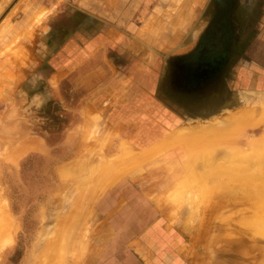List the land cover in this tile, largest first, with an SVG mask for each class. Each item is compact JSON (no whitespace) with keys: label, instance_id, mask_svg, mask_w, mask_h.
<instances>
[{"label":"rangeland","instance_id":"1","mask_svg":"<svg viewBox=\"0 0 264 264\" xmlns=\"http://www.w3.org/2000/svg\"><path fill=\"white\" fill-rule=\"evenodd\" d=\"M49 1L55 4L49 8H40L43 11L37 9L39 4H32L33 0L24 1L23 7L19 11V7L16 9L20 14L12 18L9 13L17 1H11L10 7L0 17V22L7 17L9 21L6 20L3 27L10 31L9 34L13 29H28L26 38L24 35L21 37L22 40L24 38L22 42H25L29 41L31 36L40 40L43 34H39L37 29L45 25V21H50L55 14H62V17L69 13L70 9L81 15L70 2ZM41 2L47 3L43 0ZM75 5L91 15L95 14L101 20L96 22V19H91L86 25L88 30L84 36H81L80 40H76V37L71 48L68 47L61 53L62 57L74 58L75 64L70 76L55 80L53 85V81L49 80L34 81L33 75L28 72L24 77L19 74L7 76L5 72L1 73L3 67L0 65V201L3 199L0 203L6 201L7 204L2 203L7 211L5 213L10 219H14V222L11 220L12 224L9 223L8 217H5L8 221L3 219L4 227L7 225L5 222H8L12 232L10 228L11 233L9 232L8 226L5 227L8 232L0 229V239L8 242L13 238V241H2L7 243L3 248L0 240V264H55L58 258L57 264H115L111 263L112 255L123 249H130L131 246L139 248L142 251L140 253L151 264H210L213 258L216 259V252L220 250L218 247L224 236L228 244L233 241L236 245L228 247L226 252L232 255L238 252H257V261L254 258L252 264H264V239L254 235L262 228L260 222L264 224V186L261 183L264 173L260 172L264 170V161L261 159L264 157V92L260 91L258 85L251 86L250 89H245L246 91L240 88L231 89L227 80L232 61L236 59L238 51L237 40L245 18L240 13H243L245 0H80L76 1ZM248 10L251 17L261 16L264 0H249ZM45 12L46 15L42 17L41 14ZM177 17L178 19H175ZM33 18H39L37 23L32 21ZM13 21L21 23L22 27L13 26ZM98 24L101 26L98 27ZM182 43L186 45L183 46ZM202 50H205L204 53ZM50 51L54 53L56 49H48L47 53ZM28 52L32 53L24 45L14 51L8 49L2 59H8L10 56H24L28 59L31 55L27 54ZM213 61L215 63L212 67V77L199 84L194 82L198 74L205 75L210 72V63ZM198 65H201L200 68ZM6 66V70H9L10 65ZM25 68L34 72L33 66L26 65ZM86 68H89L87 75L78 74ZM242 94L245 95L241 96ZM244 109L248 114L253 110L256 115L255 112L250 113L249 118ZM233 114H240L239 119L231 117ZM258 114L263 117L258 118ZM251 116L253 120L249 121ZM229 118L235 124L245 121L241 127L233 124ZM94 122H98L99 126L93 124ZM201 125L205 129L201 128ZM224 127H229L228 131L224 130ZM94 130L96 136H92L95 134L92 133ZM97 131L98 134L101 132L99 136ZM224 131L228 133L225 134ZM176 136L181 137L176 139ZM20 142L25 146H21ZM102 142H105V145ZM127 143L130 147H126ZM176 143L179 145L176 146ZM184 143H187V146ZM18 144L20 148L31 150L20 156L16 163L3 158L8 152L10 155L14 154ZM161 146L167 147L166 150L169 146L170 149L165 151ZM158 147H161L159 150L162 149L160 155L158 150L154 153ZM235 148L240 152L237 153ZM149 149H154L152 155L157 154L152 160L151 150L150 153L146 151L147 155L150 154L147 158L143 157L145 153L141 154ZM210 151H215L216 154L212 155ZM219 151L223 153L219 154ZM242 151L244 155H249L248 158L246 156L242 160ZM197 152L199 159L196 158ZM227 153L229 156L236 153L241 155H237L239 159L233 155V161L237 163L233 168L239 165L236 170L231 164L224 162H228L227 158H232L226 157ZM200 155L205 156H202L204 160ZM142 157L146 159L142 160ZM195 159L200 166L196 165ZM245 159L250 161L246 162ZM212 160H215L216 164ZM219 161H223L226 166ZM109 163L111 165L107 174L104 170L109 169ZM206 167L209 171L204 170ZM240 167L243 169L240 170ZM111 168L115 170L112 171ZM190 169L196 171L191 174ZM226 169L234 172H226L225 176ZM200 170L205 174L206 181L202 180L203 173L200 176ZM210 170H214L213 173ZM255 170L256 175L261 173L260 177L253 175ZM251 173L255 180L253 176H249ZM103 175L109 177L105 178ZM194 175H199L201 179H195ZM244 175L249 176L250 180ZM219 176L220 183L217 182ZM186 181L190 182L191 187ZM194 181L197 185L201 184V188L196 186L198 188L195 187L192 191L195 190L197 196L201 191H206L207 196H204L206 198L203 200L207 201H203L201 195L197 199L194 192L190 194ZM237 182H241V185L236 184L235 187L234 183ZM179 185L185 189L188 186L190 190H186V193L184 189L178 193ZM205 187L211 190L214 188L213 193L209 190L211 195H208L209 191ZM249 187L253 189V197L259 194L261 202L257 196L252 198L250 192H244ZM219 192L220 195L217 194ZM163 193H166L165 196ZM239 193L244 197H240ZM180 194L185 197L182 198ZM207 197H211L213 202ZM249 197L259 201L253 204ZM245 198L250 200L246 199L245 202ZM205 202H208L206 207ZM70 203H74V207ZM212 203L218 208L212 216L209 232L202 237L201 222L205 216H209V206L211 208ZM257 203L261 204L260 208ZM189 207L193 210L196 208V211L192 212ZM252 207L255 208L253 211ZM76 208H79L80 214ZM191 216L194 222L191 221ZM84 219L86 221L83 225ZM221 223H227L229 228L235 231L224 234L219 227ZM59 224L63 228L60 229V235L56 234L59 232ZM252 226L256 230H253ZM64 228L67 234L62 231ZM238 231H242V234ZM52 232L53 235L56 234L55 238L51 237ZM77 233H82L84 239ZM5 235L9 240H6ZM9 235L13 237L10 238ZM59 237H66V256L63 258V253L60 256L59 250L53 252L54 259L53 255L46 256L44 253L48 251L45 247H48V250L51 239L59 241ZM67 237H70V240ZM61 239L59 244L63 241ZM48 240L50 242L46 243ZM84 241L87 244L83 245ZM247 248L250 251H247ZM70 254L71 257H76L70 258ZM222 258L218 257L220 260ZM34 259L36 260L33 261ZM51 259L53 262H49Z\"/></svg>","mask_w":264,"mask_h":264},{"label":"crops","instance_id":"2","mask_svg":"<svg viewBox=\"0 0 264 264\" xmlns=\"http://www.w3.org/2000/svg\"><path fill=\"white\" fill-rule=\"evenodd\" d=\"M11 1H17L14 4L11 13H9L11 18L16 14L17 15L20 14L19 12L16 11L17 7L22 8L24 1L28 2V0L27 1L0 0V17L3 15L4 11L8 7H10ZM43 1L47 3H43L41 2V0H33L32 4L35 6L39 4V7H37V9L49 8V6L55 4L52 3V1L50 2L49 0H43ZM65 1L70 2L69 4L77 8L81 13V15L76 12H72L73 10L71 11L70 9L68 10L70 12L66 13L65 16L60 17L62 14H58V15L55 14L50 21L49 20L48 22L45 21V23H43L45 25H41L37 29V32L39 31V34H43L40 40H38L37 38L33 39V36H31L32 38L30 37L28 38L29 41L22 42L21 36L25 34L26 30L25 29L21 30L20 28H18L17 31L13 29L12 32L9 34L10 32L9 30H6V28L4 29V27L2 28V26L7 20L6 19L7 17H4L2 19V21L0 22V36H1L0 51L2 50L0 53V65H2L3 67L2 68L3 70L1 72L2 74L5 72V75L7 74V76L11 75L12 77V75L14 74L16 75L19 74L22 75V77H24L23 75L28 72V74L33 75L34 81H36L37 79L39 81H41L42 79L54 81L56 78H58L56 79L57 81L59 80L60 76L61 79H63V77H67L70 76V74H72L73 67L75 64L74 58L71 56L62 57L61 53L63 52L64 49L66 50L68 47L71 48V45L74 43V39L76 37H77L76 40H80V37L84 36L83 34L88 30L87 29L88 27L86 25L91 19H96L95 20L96 22L97 20L100 21L101 19L99 17H96L95 14L91 15L83 8L82 9L78 8L75 5V2L80 0H65ZM248 7H249V0H245V5H243V9H242L243 13L242 12L240 13L241 16L245 18L243 19V23H242L243 26L240 30L241 32L239 39L237 40L238 51L236 52L237 53L236 59L234 58V60L232 61L231 69H230L231 71L229 72L230 74L227 80H229L230 82L231 89L240 88L243 90L245 89L248 90L251 88V86L258 85L257 87L260 89V91L264 92V10L261 12L262 13L261 16L251 17ZM12 20H14V18ZM14 25L16 27H19L21 23L17 21L16 22L13 21V26ZM100 26L101 25L98 24V27ZM26 33L28 32L26 31ZM194 34H195V30H194ZM20 45L21 46L24 45L25 47H28V50L32 52V53L30 52L27 53V54H31L29 56L30 59L28 57L29 60L24 57L21 58L20 56L19 57L10 56L11 59L10 57L9 58L7 57L8 59H2L4 54L6 53V50L12 49L14 51L16 48L20 47ZM48 49L50 50L56 49V51L54 53H52V51H50V53H47ZM214 61L216 62V60ZM214 61L210 63L211 66L210 72L205 73V75L198 74L199 76H197V78L194 79V82H198L199 84L202 83L203 80L205 81L206 79L212 77L214 73V71H212L213 64L215 63ZM6 65L8 66L10 65L9 70H6L7 69ZM26 65L33 66L34 72L28 71L25 68ZM198 66L200 68L201 65ZM86 73L87 74L89 73V68H86L85 70H81V72L78 74L84 75ZM45 74H48L49 76L46 77ZM71 78L74 79V77ZM244 95L245 94H242L241 96ZM140 252L142 251L134 246H131L130 249L129 248L123 249L121 252L112 255L113 257H111L112 259L111 263L113 262L115 264L116 263L117 264H151V262L147 260Z\"/></svg>","mask_w":264,"mask_h":264},{"label":"bare ground","instance_id":"3","mask_svg":"<svg viewBox=\"0 0 264 264\" xmlns=\"http://www.w3.org/2000/svg\"><path fill=\"white\" fill-rule=\"evenodd\" d=\"M26 1H27V0H26ZM63 1H65V0H63ZM22 3H23V2H22ZM61 3H62V2H61ZM20 5H21V4H20ZM25 6H26V5H25ZM25 6H24V7H25ZM170 7H171V6H170ZM19 8H20V7H19ZM19 8H18V9H19ZM28 8H29V7H28ZM26 9H27V8H26ZM27 10H28V9H27ZM17 11H18V10H17ZM42 11H43V10H42ZM45 11H47V10H45ZM24 12H25V11H24ZM47 12H48V11H47ZM25 14H26V13H25ZM44 14L46 15V12L43 13V14H41V16L43 17ZM172 14H173V13H172ZM11 15H12V14H11ZM34 15H35V14H34ZM37 15L40 16L39 13H38ZM175 15H176V14H175ZM177 15H178V14H177ZM25 16H26V15H24V18H25ZM27 16H28V15H27ZM173 16H174V15H173ZM29 17H30V16H29ZM33 17H34V16H33ZM35 17H36V16H35ZM179 17H180V16H179ZM9 18H10V17H9ZM10 19H11V18H10ZM38 19H39V18H38ZM38 19H35V20H34V18H33L32 21H36V23H37ZM175 19H178V17L175 18ZM180 19H181V18H180ZM7 21H9V20H7ZM20 21H21V20H20ZM32 21H30V22H32ZM172 22H174V21L172 20ZM22 24H23V26H24V23H22ZM30 24H31V23H30ZM27 25H28V23H27ZM27 25H25V27H27ZM32 25H33V24H32ZM32 25H31V26H32ZM172 25H174V24L172 23ZM178 25H179V24H178ZM18 26H19V25H18ZM21 27H22V25H21ZM165 27H166V26H165ZM2 28H3V26H2ZM180 28H181V27H180ZM4 29H5V27H4ZM25 29H26V28H25ZM164 29H165V28H164ZM1 30H2V29H1ZM16 30H17V29H16ZM27 30H28V29H27ZM27 30H26V31H27ZM17 31H18V30H17ZM26 31H25V34H26ZM28 31H29V30H28ZM29 33H30V32H29ZM25 34H23V35H24V38L26 37ZM162 34L164 35V33H162ZM31 35H32V33H31ZM0 37H1V36H0ZM21 37H23V36H21ZM24 38H23V40H24ZM33 39H34V38H33ZM39 39H40V38H39ZM157 39H158V38H157ZM179 39H180V38H179ZM21 40H22V39H21ZM23 40H22V41H23ZM160 41H161V40H160ZM190 42H191V41H189V43H190ZM161 43H162V42H161ZM182 45H183V43H182ZM20 46H21V45H20ZM185 47H186V46H185ZM178 48L181 49L180 46H179ZM155 49H156V48H155ZM175 49H176V48H175ZM18 50H19V49H18ZM36 50H37V49H36ZM177 50H178V49H177ZM181 50H182V49H181ZM1 51H2V50H1ZM1 51H0V53H1ZM143 51H144V50H143ZM37 52H38V51H37ZM140 52H142V51H140ZM140 52H139V54H140ZM144 52H145V51H144ZM144 52H143V53H144ZM147 52H148V51H147ZM14 53H15V52H14ZM39 53H40V52H39ZM41 53H42V52H41ZM143 53H141V54L143 55ZM132 54H133V53H132ZM7 55H8V54H7ZM14 55H15V54H14ZM40 55H41V54H40ZM136 55H137V54H136ZM139 56H140V55H139ZM139 56H138V57H139ZM22 57H24V56H22ZM22 57H21V58H22ZM24 63H25V62H24ZM17 67H18V66H17ZM19 68H20V67H19ZM59 74H60V73H59ZM60 75H61V74H60ZM10 76H11V75H10ZM58 77H59V76H58ZM56 79H58V78H56ZM56 79H55V80H56ZM59 79H61V76H60ZM55 80H54V81L52 80V81H53V82H52L53 85H54V83H55ZM58 83H59V82H58ZM22 84H23V83H22ZM20 86H21V85H20ZM123 91H124V90H123ZM123 91H122V92H123ZM118 92H119V90H118ZM120 92H121V91H120ZM124 93H125V92H124ZM129 93H130V92H129ZM116 96H117V95H116ZM131 96H132V95H131ZM21 97H23V96H21ZM36 97H37V96H36ZM120 97H121V96H120ZM23 98H24V97H23ZM18 99H19V98H18ZM241 107H242V106H241ZM244 107H246V106H244ZM248 108H250V107L248 106ZM263 108H264V107H263ZM237 110H238V109H237ZM246 110H247V108H246ZM246 110L244 109L245 113H246ZM247 111H248V110H247ZM252 111H253V110H252ZM252 111H251L250 113H254V112H255V111H253V112H252ZM88 112H89V111H88ZM88 112H87V116H88V114H89ZM227 112H228V111H227ZM238 112H239V110H238ZM248 112H249V111H248ZM94 113H96V112L94 111ZM97 113H98V112H97ZM230 113H231V112H230ZM245 113H244V114H245ZM250 113H249V114L246 113V114H248L249 118H250V115H251ZM259 113H260V112H259ZM98 114H99V113H98ZM260 114H261V113H260ZM94 115H95V114H94ZM94 115H93L92 117H95V118H96L97 114H96V116H94ZM99 115H100V114H99ZM233 115H234V114H233ZM255 115H256V112H255ZM239 116H240V114L237 115V116H236V114H235L234 116L231 115V117H236V118H238V119H239ZM97 117H98V116H97ZM102 117H103V116H102ZM180 117H181V116H180ZM242 117H245V116H242ZM261 117H263V116L261 115ZM261 117H260L259 114H258V118H261ZM87 118H89V116H88ZM100 118H101V117H100ZM245 118H246V117H245ZM252 118H253V117L251 116V119H249V121L253 120ZM255 118H256V117H255ZM263 118H264V117H263ZM224 119H228V118H224ZM246 119H247V118H246ZM91 120H92V119H91ZM95 120L98 121L97 118H96ZM99 120H100V119H99ZM229 120H230L231 122H233V124H235L234 121H233L232 119L229 118ZM240 120H241V118H240ZM263 120H264V119H263ZM93 121H94V120H93ZM93 121H91V124H92ZM101 121H102V120H101ZM221 121H222V120H221ZM221 121H220V122H221ZM244 121H245V120H244ZM244 121H242V122L244 123ZM99 122H100V121H99ZM242 122L240 123V121H239V124H238V123H237V124L240 125V126L242 127ZM246 122H247V121H246ZM97 123H98V122H97ZM97 123L95 124V122H94L93 124H95V125L97 126ZM98 124H99V123H98ZM215 124H216V123H215ZM224 124H226V123H224ZM237 124H235V125L237 126ZM216 125H218V124H216ZM219 125H220V124H219ZM219 125H218V126H219ZM243 125H244V124H243ZM98 126H99V125H98ZM98 126H97V127H98ZM204 126H205V127L207 128V130H208V127H207L206 125H204ZM209 126H210V125H209ZM211 126H212V125H211ZM218 126H216V127H218ZM240 126H238V128H240ZM91 127H92V126H91ZM198 127H200V126H198ZM202 127H203V126L201 125V128H202ZM213 127H215V125H214ZM94 128H95V127H94ZM185 128H186V127H185ZM203 128H204V127H203ZM231 128H232V127H231ZM204 129H205V128H204ZM210 129H211V127H210ZM214 129H215V128H214ZM223 129H224V130H227V129H229V127L226 128V129H225V127H224ZM95 130H96V128H95ZM95 130H94L92 133H95ZM211 130H212V129H211ZM91 131H92V130H91ZM182 131H183V129H182ZM187 131H188V130H187ZM187 131H186V132H187ZM205 131H206V130H205ZM217 131H218V130H217ZM222 131H223V130H222ZM227 131H228V130H227ZM111 132H112V131H111ZM177 132H178V131L176 130L175 133H177ZM224 132H225V131H224ZM224 132H223L222 134H224ZM100 133H101V132H99V134H100ZM106 133H107V131H106ZM106 133H105V134H106ZM207 133H208V132H207ZM226 133H228V132H225V134H226ZM97 134H98V131H97ZM99 134H98V136H99ZM169 134H170V133H169ZM179 134H180V133H179ZM184 134H185V132H184ZM186 134H187V133H186ZM220 134H221V133H220ZM94 135L96 136V133L93 134L92 136H94ZM109 135H110V134H109ZM170 135H171V134H170ZM173 135H174V134H173ZM176 135H178V134H176ZM212 135H213V134H212ZM216 135H218V133H217ZM92 136H91V137L89 136V137L92 138ZM101 136H103V135H101ZM114 136H115V135H114ZM114 136H113V137H114ZM116 136H117V135H116ZM89 137H88V140H87V141H89ZM105 137H106V136H105ZM176 137H177V136H176ZM180 137H181V136H178L176 139H178V138H180ZM186 137H187V136H186ZM220 137H221V136H220ZM220 137H217V139L220 138ZM29 138H30V137H29ZM96 138H97V137H96ZM31 139H32V137H31ZM92 139L94 140L95 137H93ZM92 139H90V140H92ZM111 139L113 140L112 137H111ZM170 139H171V138H170ZM174 139H175V138H174ZM33 140H35V139L33 138ZM106 140H107V137H106ZM112 140H111L110 142H112ZM180 140H182V139H180ZM180 140H179V141H180ZM28 141H29V140H28ZM28 141H26V142H28ZM36 141H37V140H36ZM107 141H108V140H107ZM165 141H166V140H165ZM169 141H170V140H169ZM173 141H174V140H173ZM182 141H183V140H182ZM182 141H180V142L182 143ZM22 142H23V141H22ZM110 142H109V144H110ZM126 142H127V141H125V144H126ZM160 142H161V141H160ZM160 142H159V143H160ZM162 142H163V141H162ZM176 142L178 143V141H176ZM186 142H187V141H186ZM216 142H217V141H216ZM104 143H105V142H104ZM104 143L102 142V144H104ZM166 143H167V142H166ZM174 143H175V142H174ZM177 143L175 144L176 146L179 145V144H177ZM181 143H180V144H181ZM212 143H213V142H212ZM21 144H22V145H21ZM106 144H108V143H106ZM125 144H124V145H125ZM160 144H161V143H160ZM167 144H169V143H167ZM167 144H166V145H167ZM184 144L186 145L187 143H184ZM188 144H189V143H188ZM191 144H192V142H191ZM202 144H203V143H202ZM205 144H206V143H205ZM20 145H21V146H25V145H23V143H21V142H20ZM20 145L18 144V146H17L18 148L15 147L16 150H15V152L13 151L14 154L10 155L11 153L9 154V152H8V154H6V156H3V158L7 159L8 161H11V162L13 161V162L16 163V162H17V159L19 160L20 156H22L23 154L26 155V153H27L29 150H31V149H28V148L26 149V148H24V147H23V148H20V147H21ZM35 145H36V144H35ZM104 145H105V144H104ZM127 145H128V143H127ZM127 145H126V147H130V145H128V146H127ZM166 145H165V146H166ZM192 145H193V144H192ZM230 145H231V144H230ZM19 146H20V147H19ZM165 146H163V147L165 148V151H168V150L170 149L169 146H171V144L168 146V150H166L167 147H165ZM176 146H175V147H176ZM186 146H187V145H186ZM193 146H194V145H193ZM26 147H28V143H27ZM29 147H30V146H29ZM122 147H123V146H122ZM161 147H162V146H161ZM161 147H158V149L156 148V150H155L154 153H157L156 151L158 150V151H159L158 154L160 155V153H162V152H160L162 149L159 150V148H161ZM163 147H162V148H163ZM173 147H174V146H173ZM19 148H20V149H19ZM31 148H32V147H31ZM33 148H34V147H33ZM36 148H37V147H35V149H36ZM124 148H125V147H123V149H124ZM131 148H132V147H131ZM133 148H134V147H133ZM205 148H206V147H205ZM25 149H26V150H25ZM186 149H187V148H186ZM191 149H192V147H191ZM217 149H218V148H217ZM220 149H221V148H220ZM233 149H234V148H233ZM235 149H236V148H235ZM23 150H24V151H23ZM38 150H39V149H38ZM150 150H151V160H152V157L154 156V155H152L154 149H153V150H152V149L145 150V151L141 152V154H142V153H145L146 155L144 154L143 157L146 156V158H147L148 155L150 156V154L147 155V152H146V151H148V153H150V152H149ZM194 150H195V149H194ZM194 150H193V151H194ZM198 150H199V149H198ZM198 150H196V151H198ZM201 150H202V149H201ZM238 150H239V149H238ZM123 151H124V150H123ZM123 151H122V152H123ZM126 151H128V150H126ZM129 151H130V150H129ZM139 151H140V150H139ZM165 151H164V153H165ZM196 151H195V152H196ZM224 151H225V149H224ZM236 151H237V149H236ZM13 152H12V153H13ZM214 152H215V151H214ZM214 152H211V151H210V154H212V155H213V154H216V153H214ZM216 152H217V151H216ZM234 152H235V151H234ZM238 152H240V150L237 151V153H238ZM5 153H7V152H5ZM5 153H4V155H5ZM119 153H120V152H119ZM154 153H153V154H154ZM199 153H200V152H199ZM222 153H223V152H222ZM222 153H220V151H219V154H222ZM237 153L235 154L236 156L233 154L236 158H238V157L241 156V155H239V154H237ZM242 153H243V155L241 156V157H242V160H243V158H245L246 156H247L246 158H248L249 155H246V154L244 155V151H242ZM1 154H2V153L0 152V155H1ZM200 154H201V153H200ZM210 154L208 155V156H209V159H211ZM156 155H157V154H156ZM156 155H155L154 157H156ZM229 155H230V154L227 153L226 157L229 156ZM233 155H232V156H229V157H232L231 160H229V158H227L228 162L230 161L229 163L224 159V160H225L224 162H226L227 165H228V164H231V165H232V168H233L234 164H237V163H234L235 161H233V160L235 159V158L233 157ZM237 155H238V157H237ZM120 156H121V155H120ZM129 156H131V155L129 154ZM132 156H133V155H132ZM195 156H196V155H195ZM200 156H201V155H200ZM202 156L205 158L204 155H202ZM202 156H201V158H202ZM220 156H221V155H220ZM223 156H224V158H226V157H225V154H224ZM223 156H221V157H223ZM143 157L141 158L142 160H143V159H146V158H143ZM154 157H153V158H154ZM212 157H213V156H212ZM196 158H198V152H197V157H196ZM201 158H200V159H201ZM253 158H254V157H253ZM257 158H259V156L256 157L255 159L257 160ZM122 159H123V158H122ZM198 159H199V158H198ZM202 159H203V158H202ZM222 159H223V158H222ZM238 159H239V158H238ZM250 159L253 161V159L251 158V156H250ZM261 159H263V161H264V157H263V158L261 157ZM261 159H259V160H261ZM176 160H177V159H176ZM203 160H204V159H203ZM217 160H218V159H217ZM217 160H216V161H217ZM219 160H220V159H219ZM245 160H247V159H245ZM148 161H150V158L148 159ZM148 161H146V163H147ZM194 161L196 162V165H198V163H197L198 161H196V159H195ZM212 161H213V160H212ZM214 161H215V160H214ZM214 161H213V162H214ZM231 161H233V164H232ZM249 161H250V160H249ZM249 161L247 160L246 162H249ZM254 161H255V160H254ZM263 161L261 162L262 164H263ZM172 162H173V161H172ZM175 162H176V161H175ZM195 162H194V163H195ZM204 162H205V161H204ZM213 162H212V163H213ZM217 162H218V161H217ZM219 162H223V161H219ZM224 162H223V164H225ZM244 162H245V161H243V163H244ZM246 162H245L244 164H246ZM144 163H145V162H144ZM214 163L216 164V162H214ZM214 163H213V164H214ZM238 163H239V162H238ZM253 163H254V162H253ZM167 164H168V163H167ZM206 164H207V163H206ZM217 164H219V163H217ZM223 164L221 163L222 166H223ZM226 164H225V166H226ZM256 164H257V162H256ZM110 165H111V164L109 163V169H107V170H106V169L104 170L103 167H100V166H98V165H96V166L100 167V169H103V170L105 171V173H106L107 171L110 170ZM142 165H143V163L141 164V166H142ZM196 165H195V167H196ZM252 165H253V164H252ZM123 166H124V165H123ZM178 166H179V165H178ZM186 166H187V165H186ZM189 166H190V164H189ZM198 166H200V165H198ZM210 166H211V165H210ZM210 166H209L208 168H210ZM215 166H216V165H215ZM229 166H230V165H229ZM236 166H239V165H236ZM236 166H235V168H233L234 170H236V168H239V167H236ZM243 166H244V165H243ZM245 166H246V165H245ZM94 167H95V166H94ZM98 167H96V168H98ZM106 167H107V166H105V168H106ZM113 167H115V166H113ZM117 167H118V166H117ZM121 167H122V166H121ZM157 167H158V166H157ZM162 167H163V166H162ZM201 167H202V166H201ZM211 167H213V166H211ZM218 167H219V166H218ZM218 167H216V169H217ZM230 167H231V166H230ZM241 167H242V164H241ZM241 167H240V170L243 169V168H241ZM107 168H108V167H107ZM130 168H131V167H130ZM172 168H173V167H172ZM192 168L194 169L193 166H192ZM214 168H215V167H214ZM214 168H212V169H214ZM227 168H229V167H227ZM244 168H245V167H244ZM93 169H94V168H93ZM98 169H99V168H98ZM111 169H112V171L115 170L114 168H111ZM121 169H122V168H121ZM168 169H169V168H168ZM177 169H178V168H177ZM184 169H185V168H184ZM205 169L209 171V169H207V167L204 168V170H205ZM216 169H215V171H216ZM260 169H261V168H260ZM125 170H126V169H125ZM174 170H175V169H174ZM179 170H180V169H179ZM185 170H186V169H185ZM188 170H189V169H188ZM218 170H219V168H218ZM220 170H222V168H221ZM226 170H227V171L224 170L225 173H226V172H230V170H228V169H226ZM234 170H231V171L234 172ZM250 170H251V168H250ZM257 170H258V168H257ZM101 171H102V170H101ZM117 171H118V170H117ZM123 171H124V168H123ZM186 171H187V170H186ZM195 171H196V170H195ZM195 171H194V170L191 171V169H190V173H191V172L194 173ZM210 171L212 172V171H214V170H210ZM224 171H221V172L224 173ZM119 172H120V171H119ZM167 172H168V171H167ZM233 172H230V173L232 174ZM235 172H236V171H235ZM246 172H247V171H246ZM254 172H255V174L251 173V175H249V174H250V173H249L248 175H249V176L256 175V173H257L256 170H255ZM260 172H261V173H262V172L264 173V170H261ZM117 173H118V172H117ZM165 173H166V171H165ZM168 173H169V172H168ZM193 173H191V174H193ZM199 173H201V170H200ZM199 173H198V174H199ZM202 173H203V172H202ZM202 173L200 174V176H202ZM212 173H213V172H212ZM212 173H211V174H212ZM214 173H216V172H214ZM236 173H237V172H236ZM236 173H235V174H236ZM261 173H260L259 176L256 175L255 177H257V176L260 177V176H261ZM62 174H64V173H62ZM71 174H72V173H71ZM107 174H108V172H107ZM191 174H190V175H191ZM195 174H196V173H195ZM217 174H218V173H217ZM220 174H221V173H220ZM239 174H240V173H239ZM241 174H243V173L241 172ZM252 174H253V175H252ZM204 175H205V174L203 173L202 180L205 179V178H204ZM63 176H64V175H63ZM69 176H70V175H69ZM99 176H100V174H99ZM188 176H189V175H188ZM191 176H192V175H191ZM194 176L196 177V175H194ZM200 176L197 175V177H196V178L194 177V178L197 179V178L199 177V179H201ZM225 176H227V173H226ZM244 176L246 177V175H244ZM249 176L246 177V178H248V179L250 180ZM100 177H101V176H100ZM103 177L107 178V177H109V176H107V175H106V176L103 175ZM220 177H221V176L218 177V180H217V179H215V180H217V182H218L219 179H220ZM245 177H244V179H246ZM261 177H262L261 179H263V180L261 181V183H263V186H264V174H263V176H261ZM97 178H99V177H97ZM110 178H114V177H110ZM184 178H185V177H184ZM213 178H214V177H213ZM222 178H224V177H222ZM253 178H254V176H253ZM253 178H252V179H253ZM248 179H247V180H248ZM212 180H213V179H212ZM226 180H228V179H226ZM254 180H255V178H254ZM98 181H99V180H98ZM98 181H96V183H98ZM103 181H104V179H103ZM179 181H180V180H179ZM183 181H184V180H183ZM203 181H206V179L203 180ZM221 181H223V179H222ZM186 182H187V181H186ZM188 182H189V181H188ZM188 182H187V183H188ZM192 182H193V181H192ZM192 182H191V184H193ZM200 182H201V181H200ZM207 182H208V181H207ZM207 182H205V183L207 184ZM231 182H233V180H232ZM234 182H235V181H234ZM254 182H256V181H254ZM106 183H108V182H106ZM202 183H203V182H202ZM212 183H213V182H212ZM215 183H216V182H215ZM219 183H220V181H219ZM240 183H241V182H239V183H238V182H237V183H234V184H235V187L237 186L236 184L241 185ZM244 183H245V182H244ZM250 183H252V181H251ZM172 184H173V183H172ZM195 184H196V185H195ZM216 184H217V183H216ZM224 184H226V183L224 182ZM224 184H223V185H224ZM229 184H231V183H229ZM188 185H189V187H191L190 182H189ZM194 185H195V186H194ZM194 185H192V189H191V190H190V188H189L188 186H187V189H185V187L182 188V186L179 185V186H181V187L177 186V187L179 188L178 193H179V191L183 192V190L185 189L184 191H185L186 193H187L188 190H190V194H191V192H194V195H195V194H196L195 190H194V191H192V190L195 189L196 186H199V188H201V187H200L201 184L198 183V185H197V182L194 181ZM226 185L229 186L228 184H226ZM261 185H262V184H261ZM97 186H98V185H97ZM193 186H194V188H193ZM216 186L219 187L218 185H216ZM224 186H225V185H224ZM231 186H232V184H231ZM233 186H234V185H233ZM254 186H255V185H254ZM263 186H262V188H263ZM100 187H101V186H100ZM102 187H103V186H102ZM104 187H105V186H104ZM171 187H172V186H171ZM173 187H174V186H173ZM203 187H204V186H203ZM203 187H202V189H203ZM229 187H230V186H229ZM96 188H97V187H96ZM174 188H175V187H174ZM178 188H177V189H178ZM196 188H198V187H196ZM205 188L207 189L208 187H205ZM230 188H231V187H230ZM237 188H238V187H237ZM249 188H250V187H249ZM249 188H248L247 191H244V190H243V191L246 192V193H249V192H250V193H249L250 196L252 195V198H256L257 194H256L255 197H253V196L255 195V194H251V193L253 192V189H252V187H251V188H250L251 190L249 191ZM255 188H256V187H255ZM102 189H103V188H101V190H102ZM180 189H181V190H180ZM206 189H205V190H206ZM225 189H226V187H225ZM98 190H99V188H98ZM186 190H187V191H186ZM200 190H201V189H200ZM200 190H198V191H200ZM209 190L213 193L214 188H212V190H211V188H210V189H207V191H209ZM220 190H221V188H220ZM210 191H209L210 194L208 193V195H211V192H210ZM216 191H217V190H216ZM93 192H94V191H93ZM93 192H92V193H93ZM157 192H158V190H157ZM163 192H164V191H163ZM176 192H177V190H176ZM202 192H203V191H201V194H200V195L203 196V198H202V200H203L204 198H206V197H204V196H207V194H206L207 192H206V191H205L206 193L204 192L205 195H204V193H202ZM214 192H215V191H214ZM233 192H234V191H233ZM257 192H258V191H257ZM257 192H256V193H257ZM1 193H2V192H1ZM160 193H162V192H160ZM171 193H173V192H171ZM186 193H185V194H186ZM226 193H227V191H226ZM231 193H232V192H231ZM263 193H264V192H263ZM150 194H151V193H150ZM164 194H166V193H163L162 195L165 196ZM190 194H189V195H190ZM192 194H193V193H192ZM202 194H203V195H202ZM215 194H216V193H214V195H215ZM217 194L220 195V192L217 193ZM240 194H241V193H239V195H240ZM1 195H2V194H1ZM174 195H175V194H174ZM187 195H188V194H187ZM200 195H199V196H200ZM239 195H238V196H239ZM246 195H247V194H246ZM246 195H245V197H246ZM263 195H264V194H263ZM79 196H82V195L79 194ZM171 196H172V195H171ZM171 196H169V198H170ZM176 196H177V195H176ZM179 196H181V197L183 198L184 195L182 196V195L180 194ZM199 196H197V194L195 195V197H196L197 199H198ZM234 196H235V195H234ZM258 196H259V194H258ZM258 196H257V197H258ZM181 197H180V198H181ZM184 197H185V196H184ZM213 197H214V196H213ZM218 197H219V196H218ZM240 197L243 198L244 195L242 196V194H241ZM1 198H2V197H1ZM175 198H177V197H175ZM175 198H174V199H175ZM182 198H181V199H182ZM187 198H188V197H187ZM189 198L191 199V196H189ZM207 198H208V197H207ZM216 198H217V197H216ZM216 198H215V199H216ZM249 198L252 199L251 197H249ZM258 198H259V197H258ZM78 199H79V198H78ZM208 199L210 200L211 197H209ZM213 199H214V198H213ZM219 199H220V198H219ZM246 199H248V198H245V202H246ZM250 199H248V200H250ZM259 199H260V198H259ZM2 200H3V199H1V201H2ZM157 200H158V199H157ZM160 200H161V199H160ZM179 200H180V199H179ZM253 200H254V199H252V201H251L253 204H255V203H254L255 201H256V202L259 201V200H254V201H253ZM263 200H264V198H263ZM1 201H0V202H1ZM180 201H181V200H180ZM189 201H190V204H192V201H191V200H189ZM189 201H187V202H189ZM203 201H207V200H203ZM211 201H212V199H211ZM211 201H209V202L211 203ZM215 201H216V200H215ZM215 201H214V202H215ZM261 201H262V200L260 199V202H261ZM161 202H162V201H161ZM174 202H175V201H174ZM181 202H182V201H181ZM212 202H213V201H212ZM248 202H249V201H248ZM2 203H6V201H5V202H2ZM2 203H0V229L3 231V230L5 229V227L9 225L8 222H5V225H6V224H7V225L4 227V221H3V219H4L5 217H6V218L8 217V220L10 221L9 223H11V224H12L11 220L13 221L14 219H12V218L10 219L9 215H7V214L5 213V212H7V211H6V209H5V206H2ZM203 203H204V202H203ZM262 203H264V202L262 201ZM6 204H7V203H6ZM70 204H72L73 207H74V203H70ZM77 204H78V203H77ZM160 204H161V203H160ZM171 204H172V203H171ZM190 204H189V205H190ZM205 204H206V205H205V207H206V206L208 205V202H207V203L205 202ZM219 204H220V202H219ZM250 204H251V203H250ZM253 204H252V205H253ZM257 204L259 205L258 207L260 208V205H261V204H260V203H257ZM3 205H5V204H3ZM72 205H71V207H72ZM161 205H162V204H161ZM192 205H193V204H192ZM192 205H190V206H192ZM209 205H210V204H209ZM212 205H213V203H212ZM231 205H232V204H231ZM231 205H230V206H231ZM238 205H239V203H238ZM240 205H241V204H240ZM243 205H244V203H243ZM176 206H177V204H176ZM233 206H236V205H233ZM247 206H249V205H247ZM3 207H4V208H3ZM7 207H8V206H7ZM69 207H70V206H69ZM71 207H70V208H71ZM73 207H72V208H73ZM77 207H78V206H77ZM237 207H238V206H237ZM241 207H242V205H241ZM261 207H262V206H261ZM189 208H192V207H189ZM217 208H218V207H216L215 205L211 206V208H210V206H209L210 214H209V216H208V215L205 216L204 220L201 222V226H202L201 236H202V237H203V236H206V234L209 232L210 226H211V224H212V216L216 213ZM225 208H226V207H225ZM253 208H254V207H252V211H253ZM7 209H8V208H7ZM73 209H74V208H73ZM195 209H196V208H195ZM195 209L193 210V208H192V209H190V210H193L192 212H194V211H196ZM209 209H208V211H209ZM232 209H234V208H232ZM246 209H247V208H246ZM254 209H255V208H254ZM76 210L78 211L79 208H78V209L76 208ZM80 210H81V209H80ZM197 210H198V208H197ZM234 210H236V209H234ZM250 210H251V209L249 208V211H250ZM9 211H10V210H9ZM82 211H83V210H82ZM220 211H221V210H220ZM84 212H85V210H84ZM205 212H206V209H205ZM250 212H251V211H250ZM78 213H79V211H78ZM198 213H199V212H197V214H198ZM207 213H208V212H207ZM207 213H206V214H207ZM232 213H234V212L232 211ZM8 214H9V213H8ZM64 214H65V213H64ZM79 214H80V213H79ZM193 214H194V213H193ZM197 214L195 213L196 217L198 216ZM242 214H243V213H242ZM253 214H254V212H253ZM62 215H63V213H62ZM65 215H66V214H65ZM70 215H71V214H70ZM195 215H193V216H195ZM225 215H226V214H225ZM68 216H69V214H68ZM83 216H84V215H83ZM193 216H191V218H192ZM251 216H252V215H251ZM254 216H255V215H254ZM11 217H12V216H11ZM66 217H67V215H66ZM66 217H65V218H66ZM216 217H217V216H216ZM222 217H223V216H222ZM234 217H235V216H234ZM6 218H5L4 220L8 221ZM61 218H63V217H61ZM65 218H64V220H65ZM77 218H78V217H77ZM80 218H81V220H80V222H81V221H82V217H80ZM198 218H199V217H197V219H198ZM224 218L227 220V217H226V216H225ZM67 219H69V218H67ZM67 219H66V222H68ZM73 219H74V216H73ZM195 219H196V218H195ZM195 219H194V220H195ZM225 219H223V220H225ZM58 220H59V219H58ZM61 220H63V219H61ZM77 220H79V219H77ZM170 220H172V219H170ZM174 220H175V219H174ZM71 221H72V220H71ZM73 221H74V220H73ZM75 221H76V220H75ZM85 221H86V220L84 219V221H83V223H82L83 225L85 224V223H84ZM172 221H173V220H172ZM191 221H193V218H192ZM229 221H230V220H229ZM245 221H246V220H245ZM13 222H14V221H13ZM170 222H171V221H170ZM193 222H194V221H193ZM213 222H215V221H213ZM220 222H221V221H220ZM235 222H236V221H235ZM248 222H249V221H248ZM59 223H61V222H59ZM78 223H79V222H78ZM172 223H173V222H172ZM172 223H170V224H172ZM233 223H234V222H233ZM11 224H10V227L8 226V228H7L8 230H9V228H10V229L12 228V227H11ZM63 224L65 225V223H63ZM76 224H77V223H76ZM231 224H232V223H231ZM247 224H250V223H247ZM260 224H261L262 228H259V229L254 233V235H255L257 238H260V237H261V238L264 239V224H263L262 222H260ZM60 225H61V224H59V226H60ZM79 225H80V224H79ZM168 225H169V224H168ZM238 225H239V224H238ZM243 225H244V224H243ZM251 225H252V224H251ZM65 226H66V225H65ZM68 226H69V225H68ZM68 226H67V227H68ZM86 226H87V225H85V227H86ZM215 226H216V225H215ZM13 227H14V226H13ZM63 227H64V226H63ZM70 227H71V226H70ZM75 227H76V226H75ZM77 227H78V226H77ZM81 227H82V226H81ZM83 227H84V226H83ZM83 227H82V228H83ZM219 227L222 229V230H221L222 232H225L224 234H228L229 232H233V231H235V230L229 228V226H228L227 223H221V224L219 225ZM252 227H253V228H252L253 230H256V228H255L254 226H252ZM82 228H81V229H82ZM87 228H88V227H87ZM235 228H236V227H235ZM7 229H5V230H7ZM60 229H63V228H61V226H60V228L58 227L57 231H59V232H57L56 234L59 233V235H60V231H61ZM69 229H70V228H69ZM72 229H73V228H72ZM8 230H7V232H8ZM77 230H78V228H77ZM248 230H250V229H247V231H248ZM62 231L65 232V231H66L65 228H64V230H62ZM67 231H68V230H67ZM71 231H72V230H71ZM75 231H76V230H75ZM236 231H237V230H236ZM0 232H1V231H0ZM5 232H6V231H5ZM9 232H10V230H9ZM11 232H12V229H11ZM11 232H10V233H11ZM53 232H56V231H53ZM53 232H52V235H53ZM68 232H69V231H68ZM238 232H240V233L242 234V231H238ZM65 233H66V232H65ZM71 233H73V232H71ZM71 233H70V234H71ZM75 233H76V232H75ZM245 233H246V232H245ZM54 234H55V233H54ZM56 234L53 235V236H51V237H54V238H55ZM66 234H67V233H66ZM66 234H65V236H66ZM77 234H81L80 237L83 238V237H82V236H83L82 233H77ZM77 234H76V236H77ZM212 234H213V233H212ZM0 235H1V234H0ZM2 236H3V235H2ZM2 236H1V237H2ZM9 236H10V235H9ZM68 236H69V235H68ZM71 236H73V235H71ZM76 236H75V237H76ZM228 236H229V235H228ZM5 237H6V235H5ZM11 237H13V236H10V238H11ZM51 237H50V238H51ZM73 237H74V236H73ZM75 237H74V238H75ZM78 237H79V236H78ZM78 237H77L76 239L79 240ZM221 237H222V236H221ZM248 237H249V236H248ZM63 238H64V237H63ZM63 238H62V239H63ZM67 238H68V240H70V237H67ZM86 238H87V237H85V240H86ZM2 239H3V238H2ZM52 239H53V238H52ZM52 239H51L52 242H50V240L46 241V243H49V242H50V248L47 250L48 247H45V248H46V251H48V252L46 253V252L43 250V252H45L44 254H45L46 256H47V255H49V256H50V255H53V259H54V253L57 252V251L59 250L58 252H61V255H60V256H62V253H63V254H64L63 258H64V257L66 256L65 253H67V250H66V249H67V245H65V244L67 243V240H65L66 237H65V239H63L64 242L62 241L63 243L61 242V244L58 243V242L60 241V239H61L60 237H59V241H58V239H54V240H52ZM62 239H61V240H62ZM83 239H84V238H83ZM220 239H221V238H220ZM231 239H232V238H231ZM237 239H238V238H237ZM0 240H1V239H0ZM6 240H9V239L6 237ZM80 240H82V239H80ZM214 240H215V239H214ZM217 240H219V238H218ZM246 240H247V239H246ZM2 241H3V242H7V241H4V239L1 240V242H2ZM9 241H13V238H11ZM9 241H8V242H9ZM65 241H66V242H65ZM74 241H75V240H74ZM258 241H259V240H258ZM1 242H0V243H1ZM3 242H2V243H3ZM8 242H7V243H8ZM75 242L77 243V241H75ZM84 242H85V243H84L83 245L87 244L86 241H84ZM7 243H5V244H7ZM68 243H69V242H68ZM5 244L3 243V248H4ZM81 244H82V243H81ZM214 244H215V243H214V241H213V245H214ZM218 244H219V243H218ZM218 244H216V245L218 246ZM261 244H262V243H261ZM1 245H2V244H1ZM216 245H215V248L217 247ZM232 245H233V246L235 245L233 241H230V243L228 244V241L226 240L225 236L222 237V240H221V242H220V244H219V247H218V249H220V250H217L218 252H216V253H217V254H216V259L213 258L214 261L212 260V261L210 262V264H252V263H254V258H255V260L257 261V257H258L257 252H256V254H255V252H238L237 254H234V255H232V254L226 252L227 249H228V247H229V248H232V247H233ZM259 245H260V244H259ZM44 246H45V245H44ZM46 246H47V244H46ZM86 246H87V245H86ZM235 246H236V245H235ZM244 246H246V245H244ZM69 247H70V246H69ZM87 247H88V246H87ZM263 247H264V246H263ZM45 248H44V249H45ZM82 248H85V247L82 246ZM70 249H71V248H70ZM216 249H217V248H216ZM237 249H238V248H237ZM250 249H251V247H250ZM250 249L247 248V251H248V250L250 251ZM40 250H41V247H40ZM65 250H66V252H65ZM72 250H73V248H72ZM81 250H82V249H81ZM83 250H84V249H83ZM86 250H87V248H86ZM86 250H84V252H86ZM207 250H208V249H207ZM260 250H261V249H260ZM260 250H259V251H260ZM219 251H221V252H219ZM222 251H223V252H222ZM243 251H245V250H243ZM262 251H263V250H262ZM43 252H42V254H43ZM53 252H54V253H53ZM64 252H65V253H64ZM75 252H76V251H75ZM211 252H212V251H211ZM230 252H231V251H230ZM69 253H71V252H69ZM214 253H215V252H214ZM42 254H41V255H42ZM44 254H43V256H45ZM57 254H58V253H57ZM72 254H73V253H72ZM229 254H230V255H229ZM67 255H68V254H67ZM76 255H77V254H76ZM78 255H80V254H78ZM263 255H264V253H263ZM49 256H48V257H49ZM55 256H57V255H55ZM69 257H70V258H75L76 256L73 255V257H71V254H70ZM218 257H223V258L220 260V259H218ZM41 258H42V256H41ZM43 258H44V257H43ZM45 258H46V257H45ZM49 258H51V257H49ZM77 258H78V257H77ZM53 259L49 260V262H53V261H52ZM58 259H59V258H58ZM58 259H57L56 262L59 261ZM80 259H82V258H80ZM209 259H210V258H209ZM35 260H36V259H34L33 261H35ZM46 260H48V259H46ZM55 260H56V257H55ZM55 260H54V261H55ZM74 260L77 261V260H79V259H77V260L74 259ZM232 260H236V261H238L239 263H235V262H233ZM60 261H61V260H60ZM70 261H71V260H70ZM72 261H73V260H72ZM256 261H255V262H256ZM56 262H55V264H57ZM62 262H63V261H62ZM262 262H263V261H262ZM59 263H60V262H59ZM64 263H65V262H64ZM208 263H209V262H208ZM50 264H51V263H50ZM53 264H54V263H53ZM67 264H68V263H67ZM70 264H71V263H70Z\"/></svg>","mask_w":264,"mask_h":264},{"label":"flooded vegetation","instance_id":"4","mask_svg":"<svg viewBox=\"0 0 264 264\" xmlns=\"http://www.w3.org/2000/svg\"><path fill=\"white\" fill-rule=\"evenodd\" d=\"M203 51H205V50H202L201 52H203ZM201 52H200V53H201ZM203 53H204V52H203Z\"/></svg>","mask_w":264,"mask_h":264}]
</instances>
